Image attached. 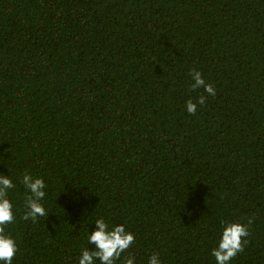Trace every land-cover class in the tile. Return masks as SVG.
I'll return each instance as SVG.
<instances>
[{
	"label": "trees",
	"instance_id": "trees-1",
	"mask_svg": "<svg viewBox=\"0 0 264 264\" xmlns=\"http://www.w3.org/2000/svg\"><path fill=\"white\" fill-rule=\"evenodd\" d=\"M8 172L48 186L36 223L9 194L13 264H77L100 216L138 264H216L222 221L248 227L231 264H264V0H0Z\"/></svg>",
	"mask_w": 264,
	"mask_h": 264
},
{
	"label": "clouds",
	"instance_id": "clouds-1",
	"mask_svg": "<svg viewBox=\"0 0 264 264\" xmlns=\"http://www.w3.org/2000/svg\"><path fill=\"white\" fill-rule=\"evenodd\" d=\"M190 76L193 90L202 87L209 96L216 95L214 86L206 83L201 72L192 70ZM206 99L204 95L195 102L189 99L185 103L186 112L195 115L198 106H203ZM17 182L23 186L26 197L22 218L36 223L39 218L48 214V186L42 177L29 172L19 177L0 173V264H13L19 250L16 238L8 231V226L15 223L18 211L17 205L9 195L17 188ZM93 225L95 229L91 232L88 230L87 245L81 248L77 264H138L136 255L130 251L136 240L135 234L127 230L124 223L112 224L100 216ZM221 227L218 243L212 249L211 255L216 264H231L237 253L243 251L242 241L248 236V227L243 223L227 221H222ZM89 245H94V249L90 250ZM147 264H162L159 252H153L148 257Z\"/></svg>",
	"mask_w": 264,
	"mask_h": 264
}]
</instances>
